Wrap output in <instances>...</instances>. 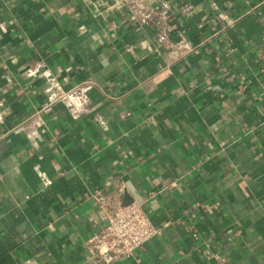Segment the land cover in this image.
I'll list each match as a JSON object with an SVG mask.
<instances>
[{
    "label": "crops",
    "instance_id": "1",
    "mask_svg": "<svg viewBox=\"0 0 264 264\" xmlns=\"http://www.w3.org/2000/svg\"><path fill=\"white\" fill-rule=\"evenodd\" d=\"M96 193L158 233L102 260ZM0 264H264V0H0Z\"/></svg>",
    "mask_w": 264,
    "mask_h": 264
},
{
    "label": "built area",
    "instance_id": "2",
    "mask_svg": "<svg viewBox=\"0 0 264 264\" xmlns=\"http://www.w3.org/2000/svg\"><path fill=\"white\" fill-rule=\"evenodd\" d=\"M133 3L134 0H129ZM96 4L95 2L93 3ZM145 10L141 11L142 20L150 18L153 6L140 7ZM132 9L136 10L132 5ZM148 9V11H146ZM99 6H95L94 13H98ZM146 11V12H144ZM82 28V27H81ZM164 29H160L158 37H163ZM40 76L45 81V104L64 100L70 96V91L64 90L57 79L51 74L50 70H44ZM67 111L72 116L77 114V108L68 105ZM48 179H44L43 183H48ZM98 207L105 213L107 224L98 237H92L90 241L98 242L94 245L96 254L104 261H110L121 256H131L134 251L142 247L145 242L158 233V228L151 222L149 216L139 202H130L121 204L114 200L106 199L104 196L96 193L94 195Z\"/></svg>",
    "mask_w": 264,
    "mask_h": 264
},
{
    "label": "water",
    "instance_id": "3",
    "mask_svg": "<svg viewBox=\"0 0 264 264\" xmlns=\"http://www.w3.org/2000/svg\"><path fill=\"white\" fill-rule=\"evenodd\" d=\"M123 204H128V203H123Z\"/></svg>",
    "mask_w": 264,
    "mask_h": 264
}]
</instances>
